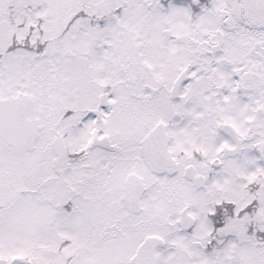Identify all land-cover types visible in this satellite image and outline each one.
<instances>
[{"label": "snow or ice", "instance_id": "6c2138e0", "mask_svg": "<svg viewBox=\"0 0 264 264\" xmlns=\"http://www.w3.org/2000/svg\"><path fill=\"white\" fill-rule=\"evenodd\" d=\"M0 264H264V0H0Z\"/></svg>", "mask_w": 264, "mask_h": 264}]
</instances>
